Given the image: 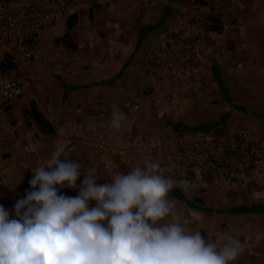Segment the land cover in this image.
<instances>
[{
    "label": "crops",
    "instance_id": "crops-1",
    "mask_svg": "<svg viewBox=\"0 0 264 264\" xmlns=\"http://www.w3.org/2000/svg\"><path fill=\"white\" fill-rule=\"evenodd\" d=\"M194 1L174 0L172 13L164 15L167 0H75L71 12L77 13V22L65 37L69 44L57 41L66 34L68 14L39 33L33 43V60L22 71L27 82L24 94L6 102L0 93V137L5 138V144L0 145V205L13 208L20 196L25 197L31 190V169L45 164L54 145L61 142L67 146L66 158L79 161L82 171L101 175L97 184L110 182L104 177L98 147L88 143L84 134L96 125L98 116L112 113L113 109L125 114L122 122L126 137L141 140L138 145H126L119 158V171L127 172L142 165L145 159L158 161L161 174L174 181L173 188L186 196L193 194L194 198L187 196L191 200L200 199L196 205L216 209L227 205L226 192L230 190L224 187L230 180L222 181L204 173L190 180L180 179L163 164L167 147L175 139L168 121L194 126L209 120L203 118L205 114L194 102L205 92L187 89V82L169 89L170 81L157 78L169 52L168 33L172 35L178 22L182 23L183 17L196 9ZM237 4L238 0H226V7L211 4L216 12L219 6L224 25L222 33L208 32V37L213 38L209 41L213 50L215 36H228L231 5ZM148 25L153 28L146 31ZM142 27L145 33L140 38ZM204 42L200 41L197 48L203 47ZM6 54V44L0 39V83L5 77L1 63ZM212 65L207 66L211 73ZM136 99L141 101V108L132 113L130 108ZM225 111L226 105L222 112ZM158 137L166 138L168 146L156 151L152 142ZM85 175L81 174L78 185ZM60 192L71 197L78 195L77 190L67 187ZM198 211L202 209L191 208L185 217L190 229L196 219L189 214L200 217L196 220L198 226L202 218ZM225 212L223 218L230 220L244 214ZM245 259L248 256L240 254L236 263L231 264H245Z\"/></svg>",
    "mask_w": 264,
    "mask_h": 264
},
{
    "label": "clouds",
    "instance_id": "clouds-1",
    "mask_svg": "<svg viewBox=\"0 0 264 264\" xmlns=\"http://www.w3.org/2000/svg\"><path fill=\"white\" fill-rule=\"evenodd\" d=\"M125 118L113 109L111 127ZM66 147L55 144L46 163L31 169V190L11 210L0 205V264H231L243 251L229 232L218 245L186 227L169 198L174 181L158 161L108 168L111 182L97 184L101 175L82 171ZM65 187L78 195L61 194Z\"/></svg>",
    "mask_w": 264,
    "mask_h": 264
},
{
    "label": "rangeland",
    "instance_id": "rangeland-1",
    "mask_svg": "<svg viewBox=\"0 0 264 264\" xmlns=\"http://www.w3.org/2000/svg\"><path fill=\"white\" fill-rule=\"evenodd\" d=\"M23 1L0 0V13L18 7ZM194 2L197 4L196 9L186 14L182 23L178 22L171 32L172 35L168 33L166 43L169 52L179 47L178 40L182 34L198 31L197 23L201 22L207 9L201 11L200 8L203 6H199L197 0ZM238 2L239 5L235 7L231 5L232 12L227 26L230 29L228 36L226 34L215 36L216 44L213 50L209 44L210 39L213 38L208 37V32L204 30L191 52L175 65V77L164 80L170 81L167 83L169 89L187 82L184 85L187 89L205 92L194 102L205 114L203 118H209L207 121H221L219 125L224 132H243L249 138L259 139L264 143L262 137L264 135V0H238ZM212 3L226 7V0H211ZM218 10L215 12L221 14L219 6ZM204 40L203 47L197 48L200 41ZM214 61L221 64L231 101L225 99L211 73V67L209 69L207 67ZM205 65L207 68L201 69ZM201 72L204 73L198 75ZM224 105L228 107V111L225 112H229V117L222 121ZM224 188L230 190L226 192L229 197L227 205L221 209L209 205L208 207L213 208V211L197 212L202 217L198 226L191 224L193 229L187 225L186 227L192 231H200L206 240H212L218 245L221 241L220 237L225 232H229L239 237L243 249L240 254L248 256V259L244 260L245 264H264V212L236 215L231 220L223 218L226 214L225 210L232 206L264 204V160L250 174L231 180ZM74 196L76 193L72 197ZM187 196L195 197L191 193ZM169 198L176 201L178 215L185 221L187 213L191 210L190 206L174 198L170 193ZM91 205L94 206V201ZM11 209L12 207L8 206L6 210ZM249 236L253 238L246 241L245 238ZM236 261L237 259L234 263Z\"/></svg>",
    "mask_w": 264,
    "mask_h": 264
},
{
    "label": "built area",
    "instance_id": "built-area-1",
    "mask_svg": "<svg viewBox=\"0 0 264 264\" xmlns=\"http://www.w3.org/2000/svg\"><path fill=\"white\" fill-rule=\"evenodd\" d=\"M211 5V0H208ZM75 0H24L18 7L0 13V39L6 44V53L13 67L6 70L0 83V93L6 102L24 94L27 82L23 68L33 60V43L39 33L56 21L62 14L72 11ZM207 13V12H206ZM206 14H203V18ZM197 23L196 32L182 34L178 48L172 49L164 58L157 78L159 80L175 77V65L197 44L204 32V21ZM173 75V76H172ZM141 108L136 99L131 112ZM111 113L103 112L96 118V125L85 132V140L98 147L99 161L104 175L108 168L120 169L119 158L126 145H138L141 140L126 137L124 124L120 129L110 125ZM5 138L0 137V145ZM167 139L155 138L153 150L167 147ZM168 155L163 164L180 179L190 180L200 174H207L222 181L238 179L250 174L264 160V143L251 139L243 132L216 133L208 131L183 137H175L173 145L167 147ZM110 180V178H107Z\"/></svg>",
    "mask_w": 264,
    "mask_h": 264
},
{
    "label": "trees",
    "instance_id": "trees-1",
    "mask_svg": "<svg viewBox=\"0 0 264 264\" xmlns=\"http://www.w3.org/2000/svg\"><path fill=\"white\" fill-rule=\"evenodd\" d=\"M199 6H204L207 9V13L203 18V23H204V29L207 32L215 31L218 33H222L224 30V25L221 19L220 14L215 12V9L212 5H210V2L208 0H197ZM174 5V0H167L165 4V13L164 15H170L172 13V7ZM77 22V13L76 12H70L68 14L67 20H66V34L64 36H61L60 38L57 39L58 42L64 41L67 44L70 42L66 40V36L69 33V30L72 29V27L75 25ZM153 28V26L148 25L145 27L146 31H149ZM144 28H140L139 30V37L141 38L144 35ZM13 67V64L10 62L8 54H6L5 58L3 59L1 63V69L2 70H8ZM212 73L214 76V79L216 80L220 90L225 96V99L227 101H231V96L228 93L227 86L225 84V79L222 73V68L219 65L217 61H214L212 65ZM227 117H229V113H224L222 116V121L226 120ZM221 121L218 122H213V121H208L204 122L198 125L190 126L186 125L182 122H170L168 121V124L172 126L173 132L175 134V137H183L185 135H193V134H198V133H203V132H208L215 130L216 133H226L220 128V123ZM171 195L175 198H177L180 201L186 202L191 208H197V209H202L204 211H213V208H201V206L196 205V201H200V199L196 200H191L189 199L182 191H180L178 188H173L171 190ZM228 213H244V214H249V213H254V212H264V204H240L236 206H232L231 208L226 210ZM190 216L194 217L196 220H199L200 217L198 215H194V213L190 212ZM194 221V225L197 224V221ZM191 224V223H190ZM202 234V233H201ZM203 236V234H202Z\"/></svg>",
    "mask_w": 264,
    "mask_h": 264
}]
</instances>
